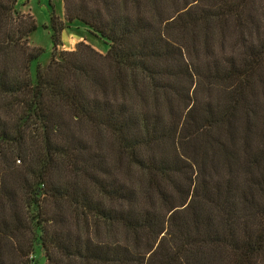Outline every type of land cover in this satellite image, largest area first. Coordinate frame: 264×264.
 Wrapping results in <instances>:
<instances>
[{
    "label": "trees",
    "instance_id": "trees-1",
    "mask_svg": "<svg viewBox=\"0 0 264 264\" xmlns=\"http://www.w3.org/2000/svg\"><path fill=\"white\" fill-rule=\"evenodd\" d=\"M15 4L0 0V179L17 169L32 213L5 193L0 224L28 233L19 261L38 242L47 264H264V129L253 152L235 130L261 116L264 0H63L108 49L79 43L34 76Z\"/></svg>",
    "mask_w": 264,
    "mask_h": 264
},
{
    "label": "rangeland",
    "instance_id": "rangeland-1",
    "mask_svg": "<svg viewBox=\"0 0 264 264\" xmlns=\"http://www.w3.org/2000/svg\"><path fill=\"white\" fill-rule=\"evenodd\" d=\"M15 10L20 14L31 16L36 26V30L31 33L27 39L30 48L39 49L41 51L38 59L31 64L30 70L33 76L36 73V69H45L52 58L59 60V56H61L63 52L75 51L79 43H84L90 46L100 54H106L108 47L105 45L104 40L91 34L90 30L83 27L80 23H67L64 16L63 0H16ZM52 16L57 19L56 23L61 22L64 28L58 36L59 44L56 48L53 46L52 42ZM253 38L256 39V36H253ZM223 41V48L228 52L229 49L237 42V39L227 33L223 38ZM241 53L242 51H238L236 57H240ZM219 55L223 57L225 54L219 53ZM249 93L255 101L253 105L261 107V116L258 119H251L250 123H248L246 117L243 116L244 113H240L235 121V130L239 139L243 137L244 133H250L249 145L251 151L253 152L260 146L259 139L262 136L261 131L264 129V89L260 86V84H258L252 88ZM207 96L208 94L206 91L200 90L198 94V101H205ZM209 96L211 101H215V98H218L222 104L225 103L226 94L215 91L210 93ZM196 119H201V117L197 116ZM220 129L223 130L222 128ZM216 131H218L217 128L211 129V134H215ZM217 134L219 133L217 132ZM4 148L8 152L11 150L10 147ZM237 149L240 150L241 146L239 145ZM9 166L10 163H7L5 167L4 163L2 165V168H6V174H3L0 179V199L4 201L2 196L5 193L10 194V196H14L17 200L15 211L18 215H16V218L20 220L23 219L25 223H27V226L28 224L31 225L30 216L32 209L30 205L31 198L29 191L23 188L22 183L21 186H18L16 182L18 177L16 173L17 169L12 168L10 172L9 168H7ZM13 166L17 168L16 166L19 165L16 163ZM24 168V172L30 173L34 170L35 165L33 162H28ZM218 175L224 177L225 174L221 171ZM1 200L0 208L4 207L1 205ZM4 204L5 206H8L5 201ZM10 214H12V211H10ZM7 217H9L7 211L6 215L0 212V220H3L1 218L7 219ZM13 228L14 224L11 226V229ZM14 233H10L7 228L0 224V256L3 260H5L6 264H47L45 253L38 242L32 248L31 253L19 261L16 257L17 245L18 247L21 246L25 251L28 250L29 247L27 249V246L29 235L26 231L20 232L19 235L15 233L16 236L13 235Z\"/></svg>",
    "mask_w": 264,
    "mask_h": 264
}]
</instances>
